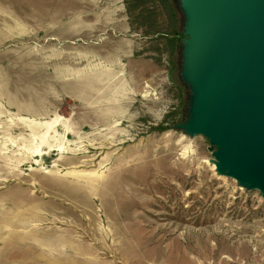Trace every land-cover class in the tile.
I'll use <instances>...</instances> for the list:
<instances>
[{
    "label": "rangeland",
    "instance_id": "rangeland-1",
    "mask_svg": "<svg viewBox=\"0 0 264 264\" xmlns=\"http://www.w3.org/2000/svg\"><path fill=\"white\" fill-rule=\"evenodd\" d=\"M124 2L0 0V264H264V199L173 127L178 48Z\"/></svg>",
    "mask_w": 264,
    "mask_h": 264
},
{
    "label": "water",
    "instance_id": "water-1",
    "mask_svg": "<svg viewBox=\"0 0 264 264\" xmlns=\"http://www.w3.org/2000/svg\"><path fill=\"white\" fill-rule=\"evenodd\" d=\"M184 119L209 142L215 171L264 199V0H176Z\"/></svg>",
    "mask_w": 264,
    "mask_h": 264
},
{
    "label": "trees",
    "instance_id": "trees-1",
    "mask_svg": "<svg viewBox=\"0 0 264 264\" xmlns=\"http://www.w3.org/2000/svg\"><path fill=\"white\" fill-rule=\"evenodd\" d=\"M124 4L130 25L135 24L146 34L157 38V41H163L160 50L173 52L178 48L180 56L182 14L176 0H125ZM177 13H179V18ZM186 101L187 98L185 104Z\"/></svg>",
    "mask_w": 264,
    "mask_h": 264
}]
</instances>
